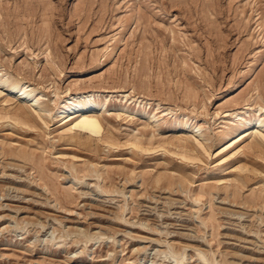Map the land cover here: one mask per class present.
Masks as SVG:
<instances>
[{
    "label": "rangeland",
    "instance_id": "374dc122",
    "mask_svg": "<svg viewBox=\"0 0 264 264\" xmlns=\"http://www.w3.org/2000/svg\"><path fill=\"white\" fill-rule=\"evenodd\" d=\"M0 73V264H264V0H0Z\"/></svg>",
    "mask_w": 264,
    "mask_h": 264
},
{
    "label": "bare ground",
    "instance_id": "6f19581e",
    "mask_svg": "<svg viewBox=\"0 0 264 264\" xmlns=\"http://www.w3.org/2000/svg\"><path fill=\"white\" fill-rule=\"evenodd\" d=\"M4 76H6V75L0 73V93L3 91V88L5 87L9 94H12V95L14 94L15 95V96L9 95L11 98L16 97L17 100L19 99V101H20L19 104H21L22 101L23 102L24 101L27 102V104L30 103L29 106H31V107H33L34 105L37 104V102L39 100L38 94H40V93L36 92V88L29 87V85L25 84L24 82H22V83H18V82L17 83L16 82L15 83H10L7 79L4 78ZM81 92H82V90H81ZM66 93H68V91L65 92V94ZM90 96H92V95H90ZM85 98H87V97H85ZM90 99H91V97L89 99H87V100L81 101L79 99L78 95L74 94L71 97L67 96V97L63 98L62 100L60 99L61 101L58 102L59 105L57 107V115H56V117H59L58 121H60L61 128H63V130L66 133L71 132L70 138L74 137L75 133L84 134L88 138H92L93 136L102 134L104 132V127H103V124H102L101 119L99 117V113L95 109L97 104L94 101L90 100ZM8 100L9 99H4L5 102H7ZM14 100H15V98H14ZM69 105H71L75 111L73 113H71V114H66L65 110H66V108ZM102 107H103V105H102ZM101 110H102V108H101ZM7 117H12L18 123L25 124V125L28 124L29 120H31V119L33 120L32 113H30L27 110V108L23 107L22 105H17L14 108L11 116H7L5 114H0V119L7 118ZM38 117L40 119H43L41 115H38ZM261 117H263L262 114H259L258 117H257V119L259 120V123H260V119H261V121L264 119V118H261ZM241 122L242 121H240L238 123L242 124ZM242 127H245L244 123H243ZM240 139H242V138L239 137L238 140H240ZM231 140L235 141V138H232ZM106 141H108L109 143L112 142L111 140H109V136H107ZM198 141L199 140H197V142ZM128 142H129L130 145H133L136 148L142 147V146L139 145V138L138 137H133ZM198 145H200L203 149H205V147H204V145H202V143L198 142ZM196 148L197 147H194V146L192 147L191 144L186 142V144L180 145V149L183 152L182 153L178 152L177 154H180L182 157L194 160V159H196V157L191 156L189 154H190V152L193 153V152L197 151ZM140 149H143V148H140ZM239 168H240L239 170L243 171V170H245L244 168H246V166H244V165L242 166L241 165V166H239ZM250 171H251V169H250Z\"/></svg>",
    "mask_w": 264,
    "mask_h": 264
}]
</instances>
